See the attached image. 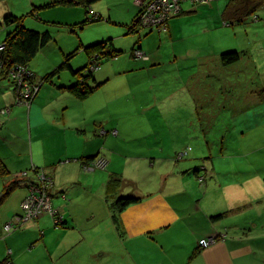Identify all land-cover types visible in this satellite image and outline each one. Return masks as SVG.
<instances>
[{"label": "rangeland", "instance_id": "rangeland-1", "mask_svg": "<svg viewBox=\"0 0 264 264\" xmlns=\"http://www.w3.org/2000/svg\"><path fill=\"white\" fill-rule=\"evenodd\" d=\"M54 1L0 0V22L9 14L23 16L26 28L39 32L48 31L52 37L51 42L29 62L28 71L31 78L32 73L37 78L36 83H27L31 88V97L27 99L20 91L13 89L17 104H23L28 109L40 88L42 91L51 87V83L42 84V79L58 68L66 56L77 51L69 62L73 70H80L89 62L85 49L107 42L120 54L115 58L100 61L104 63L94 71V78L98 83H106L90 96L91 102L86 105L91 106L92 110L96 109L94 116L96 115L97 119L104 122L107 120L105 126L109 124L108 130L118 128L120 136L114 137L117 135V129L111 131L114 136L107 139L106 145L109 146L113 141L111 139H114L113 142L123 150L115 153L114 165L116 159L121 157L122 162L118 165H127L128 168L125 171V180L130 177L135 179L132 182L138 186L147 184L144 186L145 190L154 188L159 184L160 175L171 165L167 157H172L173 160L181 159L178 165L183 168L184 164L197 161L196 165L200 166L199 174H205L202 166L210 169L212 164H219L223 171L222 178H228L227 173L233 172L235 168V174L240 172V177H246L250 181V176L253 175L254 178L258 169L261 179L264 180V98H261L264 73L260 70L255 72L254 64L253 75L246 69L247 66L233 65L228 70L219 65L221 54L242 52L245 49L249 51L251 46L264 42L262 10L254 15L258 17L256 21L252 17L243 25L225 27L227 25H222L221 12L228 0L213 1L211 5L197 7V13H182L171 18L172 32L168 35L153 29L149 32V29L143 28L139 22L138 19L145 9L141 2L146 0H97L88 9L73 4L50 5ZM191 5L185 2L181 8L183 11H189ZM138 10L139 15L135 23ZM30 12L35 15L29 16ZM97 16L101 20L81 25ZM132 25L134 31H131ZM6 32L7 29L0 26V44ZM254 55L255 53L253 60L257 62L259 59ZM251 77L252 89L248 87ZM218 78L233 80V84H236L233 88L229 87V82L218 85ZM68 79H72L70 72L61 70L51 82L61 84L66 83ZM237 81L241 84H237ZM0 84L4 86L8 82L2 80ZM11 86L13 88V83ZM251 90L253 107L246 105L248 110L244 117H231L233 113L236 114L244 108L240 107L239 103L242 97L243 100L246 96L250 97ZM3 110L5 112L1 114ZM7 114L8 109L0 110V119H8ZM67 114L70 112L67 111ZM32 115L34 116V112ZM37 123H34L32 118V125ZM3 125L0 122V129ZM249 125L252 126L251 129ZM19 126L21 122H7L2 133H17L20 131ZM242 129L248 132L245 135L239 134ZM98 132L101 136L105 134L103 129ZM102 138L98 137L100 142L103 141ZM14 147L17 148L15 144ZM32 149L34 156L38 151L45 154L51 151L46 144L35 140ZM124 158H127V162ZM93 160L106 161L99 155ZM154 163L156 166L153 170H146L145 165L148 167ZM252 163L253 168L250 165ZM134 168L136 169L133 171ZM106 169L105 167L96 171L105 173ZM91 171L94 170L88 169L85 172ZM191 176L195 179L193 174ZM2 178L0 176V182ZM12 205L11 203L8 207L11 208ZM54 210L58 213L57 209ZM257 211L259 210L253 208V212L245 214L242 222L249 224L242 227L238 225L239 221L235 216H231L232 212H227L220 220L222 233L230 239L247 241L242 248L250 249L264 264V212L257 216ZM250 215L253 216L252 219ZM13 232L15 230L11 233ZM11 233H4L0 238L2 244L4 241L7 243L5 255L0 262L5 260L6 264H58L59 252L55 244L58 243L59 232L54 228L44 229L42 232L37 229L34 234L23 231L7 240ZM205 241L203 248L201 245L200 248L212 245L215 237ZM82 252L91 254L90 250ZM72 254L73 252L67 254V260ZM70 260L67 264H71ZM82 262L86 264L85 259ZM104 263H108L107 258Z\"/></svg>", "mask_w": 264, "mask_h": 264}, {"label": "crops", "instance_id": "crops-1", "mask_svg": "<svg viewBox=\"0 0 264 264\" xmlns=\"http://www.w3.org/2000/svg\"><path fill=\"white\" fill-rule=\"evenodd\" d=\"M207 5H191V10L183 13H197V7ZM261 10L264 12V7ZM172 24L169 20L166 33L168 35L172 32ZM242 52L243 57L233 64L234 66H247L246 69L253 75L254 64L255 72L260 70L264 73L263 41L256 43L254 47L251 46L249 51L245 49ZM253 52L259 59L257 62L253 60ZM231 67L221 65V68L228 70ZM32 74L36 83V75ZM216 80L218 85L229 82V87L232 88L236 84H233V80ZM250 80L248 87L252 89L253 77ZM7 82L4 86L0 84V110L8 109V119H0L4 124L0 129V161L7 171V175L0 182V189L16 177L27 181L0 206V238L5 233L4 223L20 214V204L27 194V185L34 181L36 173L42 170L43 174L52 179L53 186L49 191L52 206L57 209L63 226H54L53 219L49 215H43L38 221L28 222L19 230L16 229L17 231L8 235L7 240L23 231L34 234L37 229L42 232L44 229L54 228L59 232L58 243L55 244L59 252L58 264H67L71 258H74L73 261L70 260L71 264H82L83 259L86 264H105L106 258L107 264H263L250 249L242 248L247 241L226 237L222 233L221 220H211L213 216L232 212L231 216H235L239 221L238 225L242 227L249 224L244 221L243 223L242 219L246 217L247 212H253V208L259 210L255 213L257 216L262 215L264 180L261 179L258 169L254 178L249 175L250 181L246 177H240V172L235 174V168L233 172L227 173L228 178H222L223 171L219 164H212L210 169L202 166L205 174H199L200 166L196 165L197 161L184 164L183 168L178 165L181 159L173 160L172 157H167L171 165L160 175L159 184L145 190L144 186L147 184L138 186L132 182L135 179H124L128 168L127 165H118L122 162L121 157L116 159L114 165L115 153L123 150L113 142L114 139H111L113 144L110 143L109 146L106 141L110 136L113 138L111 131L115 129L117 135L114 137L120 136L118 128L108 130L109 124L105 126L107 120L104 122L94 116L96 109L93 107L92 110L91 106L86 105L91 102L90 96L79 101L65 89H59L74 84L73 77L66 83L53 82L51 87L42 90L43 92L40 88L28 109L25 105L16 103L11 83L8 80ZM102 83L105 84L106 81ZM237 84L241 83L237 81ZM249 104L253 107V90L250 91V97L246 96L245 100L242 97L239 105L244 108L236 114L233 113L231 117H244L248 110L246 105ZM67 111L70 114H67ZM32 118L34 123L38 122L35 126L32 125ZM10 121L21 122L18 127L20 131L3 134L4 126ZM110 123L112 124V119ZM249 128L252 126L249 125ZM100 129L105 131L103 136L99 135ZM242 130H238L241 135L248 132L246 129ZM98 137H103V141L100 142ZM34 140L46 144L51 151L48 154L38 151L34 156ZM97 155L108 161L105 173L96 170L85 172L82 162ZM127 158H124V161ZM250 165L253 168V163ZM155 166L156 163L148 167L145 165V168L153 170ZM33 169L37 172H32ZM192 174L195 179H192ZM116 177L121 178L122 184L113 197L133 195L141 198L140 202L126 208L117 216L120 231L112 218L111 200H107L113 199L107 194L108 182ZM11 203L13 205L9 208ZM250 216L252 219L253 216ZM210 237H215V242L199 250V242ZM6 246V241L3 244L0 242V260L5 255ZM83 250H90L91 254L86 255ZM195 251L197 256L189 263ZM70 252L73 254L67 260V254Z\"/></svg>", "mask_w": 264, "mask_h": 264}, {"label": "trees", "instance_id": "trees-1", "mask_svg": "<svg viewBox=\"0 0 264 264\" xmlns=\"http://www.w3.org/2000/svg\"><path fill=\"white\" fill-rule=\"evenodd\" d=\"M97 0H55L52 6L56 5H79L83 6L85 9L90 8V6ZM264 7V0H228L225 4L221 17L224 25L227 26H240L251 20L252 17L256 21L258 17L254 16L258 11ZM183 13L181 12L176 15L179 16ZM34 12H30L29 16H34ZM139 15V10L135 16L134 22L136 23L137 17ZM101 20L98 16L91 21L83 22L81 25L85 26L89 22ZM169 22V21H168ZM135 25V24H134ZM168 25V23H167ZM0 26H3L7 29L6 35L2 41L3 51L0 53V81L8 80L10 83H13L9 77V72L13 67L22 66L26 67L28 70L29 62L39 53L40 50L45 48L52 40V37L48 31L39 32L38 30H33L26 28L24 26V19L22 17H17L15 15L9 14L5 16L0 22ZM81 26V27H82ZM145 28V27H143ZM133 25L131 31L133 30ZM149 32L152 29L148 28ZM168 29V26H167ZM167 33V30L165 31ZM138 49V48H137ZM77 51L69 54L65 57L61 65L48 74L44 79H42V84L44 82L53 83L52 78L59 73L61 70H68L70 75L75 79V83L69 87H60L59 89H65L73 97L79 101L87 99L89 96L94 94L104 83H98L94 78V71L98 69L103 63L100 62L103 59H111L117 57L120 52L112 48L110 43L101 42L85 49L86 55L89 59L88 64L80 70H73L71 68L69 60L76 54ZM244 52H227L219 56L220 64L224 67H229L237 62L243 57ZM92 67V69L90 68ZM261 78V77H260ZM30 82L33 83V77L30 78ZM258 86V84H257ZM261 98H264V88L261 87ZM264 102V99L263 101ZM94 157L83 161L82 164H87ZM34 172H37L36 169H33ZM7 175L2 163H0V176L4 177ZM27 181V180H26ZM25 179L16 177L14 180L8 182L0 192V206L5 202V200L18 188H21L22 185L26 182ZM29 182V180H28ZM31 183V181L29 182ZM122 180L120 177L112 178L107 185V194L108 197H113L114 193L118 190ZM107 197V198H108ZM110 201V209L112 213V218L115 220V225L120 231L121 227L117 220V216L122 213L126 208L137 204L141 201V198L133 195L113 197V199H107ZM52 202V201H51ZM227 214H219L211 217L212 221H218L221 218L225 217ZM56 226H63V222L55 223ZM54 224V226H55ZM16 230V229H15ZM12 232V231H11ZM10 232V233H11ZM6 234V233H5ZM206 239L202 240L205 241ZM201 242V241H200ZM199 242V246H200ZM198 249H202L198 247ZM197 252L195 251L190 259L189 263L196 258ZM7 261L3 260L0 264H6Z\"/></svg>", "mask_w": 264, "mask_h": 264}, {"label": "built area", "instance_id": "built-area-1", "mask_svg": "<svg viewBox=\"0 0 264 264\" xmlns=\"http://www.w3.org/2000/svg\"><path fill=\"white\" fill-rule=\"evenodd\" d=\"M217 0H146L141 2L145 9L142 11L139 22L143 27L153 29L157 32L167 30L168 21L181 12V5L188 2L192 5H207ZM143 9V8H142ZM3 45L0 44V52ZM144 58L147 57L144 55ZM9 77L13 81V89L20 91L22 96L29 99L31 88L27 84L31 75L27 68L22 66L14 67ZM25 82V83H24ZM28 85V86H27ZM32 95V93H31ZM31 97V96H30ZM5 111H1V114ZM92 160L83 164V170H98L107 168V160ZM52 179L41 172L36 173V179L27 185V194L20 204L21 213L13 216L4 225L5 233H10L19 228L21 224L30 220H37L43 215H49L55 223L61 222V217L52 208L51 195L49 191L52 188ZM206 241H201L200 245L204 246Z\"/></svg>", "mask_w": 264, "mask_h": 264}]
</instances>
